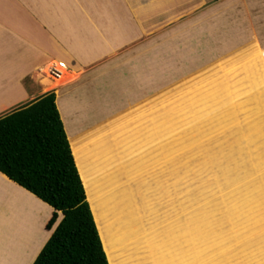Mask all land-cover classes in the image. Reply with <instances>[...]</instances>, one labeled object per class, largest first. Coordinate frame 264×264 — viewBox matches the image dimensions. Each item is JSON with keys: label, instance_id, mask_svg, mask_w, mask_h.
I'll list each match as a JSON object with an SVG mask.
<instances>
[{"label": "crops", "instance_id": "obj_1", "mask_svg": "<svg viewBox=\"0 0 264 264\" xmlns=\"http://www.w3.org/2000/svg\"><path fill=\"white\" fill-rule=\"evenodd\" d=\"M97 1L0 0V119L48 94L41 91L54 82L40 69L54 60L66 62L78 78L59 91L58 106L109 263L264 264V177H249L251 181L226 193L221 208L194 204L184 209L177 203L148 208L140 188L135 194L134 170L142 172L151 162L153 147L145 144L149 135L127 133L121 123L125 114L121 119L114 115L119 112L118 91L109 89L116 81L106 78L110 69L98 72L106 66L98 68V62L113 47L105 28L109 22L112 30L116 22L98 11ZM238 24L247 34L236 35L237 40L232 36L220 60L229 68L244 62L241 82L251 83L249 89L259 83L256 93L263 96L264 45L249 16ZM81 71L92 74L82 77ZM119 186H129L131 194L122 196L128 203L121 205L127 213L109 203L113 198L108 193L117 197ZM54 214V208L0 172V264H34L64 218L58 212L48 229ZM109 222L117 227L111 252L102 230Z\"/></svg>", "mask_w": 264, "mask_h": 264}, {"label": "rangeland", "instance_id": "obj_2", "mask_svg": "<svg viewBox=\"0 0 264 264\" xmlns=\"http://www.w3.org/2000/svg\"><path fill=\"white\" fill-rule=\"evenodd\" d=\"M97 2L98 11L116 22L114 32L109 22L103 30L113 47L98 62V68L112 66L106 78L117 85L109 89L118 91L114 115L125 114L127 133L149 135L145 144L153 147L151 162L134 170L135 194L140 188L148 208H221L226 193L249 177H264V95L256 93L261 85L249 89L251 83L241 82L244 62L229 68L220 60L232 36L247 34L238 24L247 16L264 45V0ZM52 84L41 94L55 93L57 103V90L66 85Z\"/></svg>", "mask_w": 264, "mask_h": 264}, {"label": "trees", "instance_id": "obj_3", "mask_svg": "<svg viewBox=\"0 0 264 264\" xmlns=\"http://www.w3.org/2000/svg\"><path fill=\"white\" fill-rule=\"evenodd\" d=\"M57 104L48 93L0 119V172L54 208L48 229L64 215L34 264H110Z\"/></svg>", "mask_w": 264, "mask_h": 264}, {"label": "bare ground", "instance_id": "obj_4", "mask_svg": "<svg viewBox=\"0 0 264 264\" xmlns=\"http://www.w3.org/2000/svg\"><path fill=\"white\" fill-rule=\"evenodd\" d=\"M256 59V58H255ZM263 59H264V57H263ZM264 64V63H263ZM47 72V71H46ZM45 72V73H46ZM44 74V73H43ZM77 76H75V75H73L72 73H68L62 80H58V81H55V83H57V84H60V85H70L71 83H73L74 81H76L77 80ZM249 131H251V130H249ZM250 133H252V132H250ZM254 168H255V166H254ZM255 170H253V172H254ZM121 172H123V170H121ZM121 184V183H120ZM98 190L100 191L101 189L100 188H98ZM107 190V189H106ZM105 190V191H106ZM93 192H95V190L93 191ZM126 192H129V186L127 187V186H125V187H120L119 186V189L118 190H116L115 191V194L117 195V197H115L113 194H112V191L111 192H109L108 193V196H110V197H112L113 199L111 200V201H109V203L110 202H112V204H115V203H117L118 204V208L119 209H121V205H123V206H125L124 205V203L126 204V203H128V201L126 200V199H122V196H129V194L127 193L126 194ZM122 193H125L126 195H122ZM130 193V192H129ZM134 208V207H133ZM137 208H138V206H137ZM137 208H135V211H136V209ZM116 209V208H115ZM122 211V212H121ZM121 213H127V211H124L123 209H121ZM100 214H103V212H100ZM120 214V213H119ZM99 215V214H98ZM102 220H104V218H102ZM101 220V221H102ZM105 228H103L102 230H103V235H104V238H105V242H106V246H105V248L108 250V251H110L111 252V248L114 246L113 245V240H114V235H113V233H114V230H116V228H115V225H114V223L111 225L110 224V222L109 223H105ZM114 263H115V261H114Z\"/></svg>", "mask_w": 264, "mask_h": 264}, {"label": "built area", "instance_id": "obj_5", "mask_svg": "<svg viewBox=\"0 0 264 264\" xmlns=\"http://www.w3.org/2000/svg\"><path fill=\"white\" fill-rule=\"evenodd\" d=\"M70 72L71 68L66 66V62H53L47 67V72L42 75L55 82L62 80Z\"/></svg>", "mask_w": 264, "mask_h": 264}]
</instances>
